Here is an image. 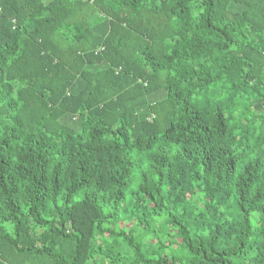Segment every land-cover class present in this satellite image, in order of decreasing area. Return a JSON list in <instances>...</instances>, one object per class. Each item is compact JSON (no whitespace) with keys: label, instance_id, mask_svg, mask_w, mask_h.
I'll use <instances>...</instances> for the list:
<instances>
[{"label":"trees","instance_id":"1","mask_svg":"<svg viewBox=\"0 0 264 264\" xmlns=\"http://www.w3.org/2000/svg\"><path fill=\"white\" fill-rule=\"evenodd\" d=\"M0 264H264L263 0H0Z\"/></svg>","mask_w":264,"mask_h":264},{"label":"rangeland","instance_id":"2","mask_svg":"<svg viewBox=\"0 0 264 264\" xmlns=\"http://www.w3.org/2000/svg\"><path fill=\"white\" fill-rule=\"evenodd\" d=\"M132 224L121 225L122 228H129ZM138 234V232H136Z\"/></svg>","mask_w":264,"mask_h":264},{"label":"built area","instance_id":"3","mask_svg":"<svg viewBox=\"0 0 264 264\" xmlns=\"http://www.w3.org/2000/svg\"><path fill=\"white\" fill-rule=\"evenodd\" d=\"M263 2H264V0H263Z\"/></svg>","mask_w":264,"mask_h":264}]
</instances>
